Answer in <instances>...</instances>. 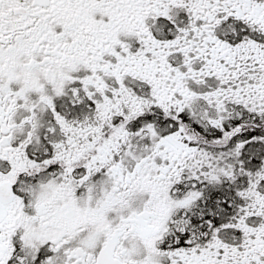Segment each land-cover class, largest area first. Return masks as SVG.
<instances>
[{
  "label": "flooded vegetation",
  "instance_id": "obj_1",
  "mask_svg": "<svg viewBox=\"0 0 264 264\" xmlns=\"http://www.w3.org/2000/svg\"><path fill=\"white\" fill-rule=\"evenodd\" d=\"M0 264H264V0H0Z\"/></svg>",
  "mask_w": 264,
  "mask_h": 264
}]
</instances>
